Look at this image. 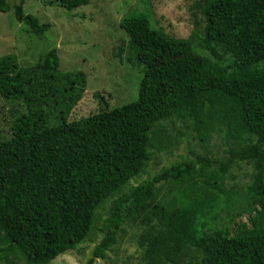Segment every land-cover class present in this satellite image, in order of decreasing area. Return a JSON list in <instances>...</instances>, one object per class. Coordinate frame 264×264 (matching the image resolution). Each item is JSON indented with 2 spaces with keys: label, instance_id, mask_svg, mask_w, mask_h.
<instances>
[{
  "label": "trees",
  "instance_id": "1",
  "mask_svg": "<svg viewBox=\"0 0 264 264\" xmlns=\"http://www.w3.org/2000/svg\"><path fill=\"white\" fill-rule=\"evenodd\" d=\"M13 1L0 0V11L14 7L37 35L49 30L25 12V0ZM60 2L72 10L90 0ZM191 11L188 37L154 25L145 12L126 15L129 40L120 52L138 67V95L79 119L69 116L87 75L61 72L57 48L30 67L20 68L16 55L0 57L1 96L26 108L0 139V264H48L76 249L110 199L103 237L85 264L106 258L122 226L141 218V264H264V0H195ZM220 48L233 56L232 69ZM175 116L190 119L202 142L220 131L235 145L234 158L253 163L248 223L219 225L224 210L234 216L226 206L217 210L228 159L197 154L130 184L164 148L162 121ZM163 182L176 187L168 203L156 200Z\"/></svg>",
  "mask_w": 264,
  "mask_h": 264
},
{
  "label": "rangeland",
  "instance_id": "2",
  "mask_svg": "<svg viewBox=\"0 0 264 264\" xmlns=\"http://www.w3.org/2000/svg\"><path fill=\"white\" fill-rule=\"evenodd\" d=\"M194 1L90 0L88 4L68 10L62 6L60 0H25V12L36 15L41 23H49V30L43 35H37L16 18L14 7L7 12L0 11V57L13 54L17 56L20 68L30 67L47 50L57 48L61 72L80 70L87 75L85 92L69 119L86 117L102 108L122 105L138 95V67L130 60L126 49L120 52V47L125 46L129 40V33L121 23L126 15L136 11L145 12L151 16L150 21L154 25L163 27L174 36L188 37L195 28L191 11ZM16 2L19 0L13 1ZM199 19L201 20L200 16ZM219 51L224 55V64L232 69L233 56L225 53L222 48ZM204 52L210 54L209 51ZM153 67L150 65L147 72ZM25 109L22 101L6 99L0 94V139L11 136L15 113ZM162 125L164 148L154 150L146 171L136 176L130 184L138 185L164 166L183 159H193L197 154L215 157L221 161L228 159L230 168L225 175L223 193L219 194L217 210L220 211L226 206L234 211V216L228 215L224 210L221 212L219 225L235 229L240 223H248L251 214L247 211L246 197L248 185L253 181L255 173L253 163L234 158L229 149L235 145L225 140L220 131L209 142H202L190 119L185 123L175 116L162 121ZM195 185L198 190L201 189L199 182H195ZM175 193V186L163 182L158 187L156 200L161 203L171 202ZM227 201H232L233 205L227 204ZM111 202L112 199L108 200L98 211L95 229L86 241L48 264H85L95 245L103 237L99 228L108 216ZM145 226L147 222L143 223L142 218L137 222H126L106 258H98L95 264H141L142 250L139 240ZM195 253L191 251L188 259ZM11 261L14 264V260ZM15 261L17 264H28L23 259Z\"/></svg>",
  "mask_w": 264,
  "mask_h": 264
}]
</instances>
